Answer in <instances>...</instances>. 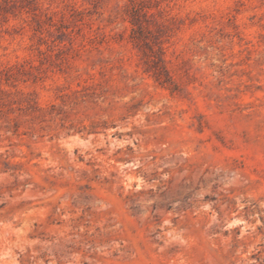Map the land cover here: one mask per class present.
Segmentation results:
<instances>
[{"label":"rangeland","instance_id":"rangeland-1","mask_svg":"<svg viewBox=\"0 0 264 264\" xmlns=\"http://www.w3.org/2000/svg\"><path fill=\"white\" fill-rule=\"evenodd\" d=\"M0 264H264V0H0Z\"/></svg>","mask_w":264,"mask_h":264}]
</instances>
